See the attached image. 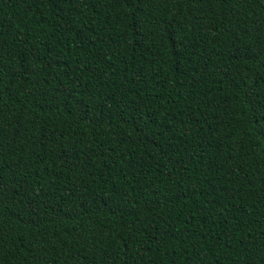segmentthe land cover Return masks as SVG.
<instances>
[{
  "label": "trees",
  "instance_id": "obj_1",
  "mask_svg": "<svg viewBox=\"0 0 264 264\" xmlns=\"http://www.w3.org/2000/svg\"><path fill=\"white\" fill-rule=\"evenodd\" d=\"M0 264H264V0H0Z\"/></svg>",
  "mask_w": 264,
  "mask_h": 264
}]
</instances>
